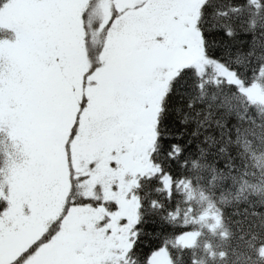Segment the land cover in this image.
I'll return each mask as SVG.
<instances>
[{"label": "snow or ice", "instance_id": "1", "mask_svg": "<svg viewBox=\"0 0 264 264\" xmlns=\"http://www.w3.org/2000/svg\"><path fill=\"white\" fill-rule=\"evenodd\" d=\"M229 255L264 264V0H0V264Z\"/></svg>", "mask_w": 264, "mask_h": 264}, {"label": "trees", "instance_id": "2", "mask_svg": "<svg viewBox=\"0 0 264 264\" xmlns=\"http://www.w3.org/2000/svg\"><path fill=\"white\" fill-rule=\"evenodd\" d=\"M244 207H245V205H243V204H241V205L233 204L230 208H228L226 210V215L231 216V212L233 210H237L241 213L240 217H231V220L243 219L244 218ZM248 219L250 220L251 217H249ZM231 220L229 221V228H230L229 234L230 235H231V232H234L235 228H236V226L231 223ZM246 223H247V221H246ZM237 235H238V233H237ZM236 244H237V241L234 238L231 240L225 241L224 242L225 250H228V246H235ZM239 250L242 252L248 251V249H247V247L243 241L239 242ZM255 251H259V249H256ZM232 259H233V257L231 255H229L227 264H231Z\"/></svg>", "mask_w": 264, "mask_h": 264}]
</instances>
